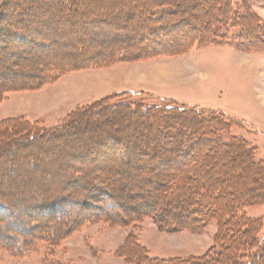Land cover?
I'll use <instances>...</instances> for the list:
<instances>
[{"label": "trees", "instance_id": "trees-1", "mask_svg": "<svg viewBox=\"0 0 264 264\" xmlns=\"http://www.w3.org/2000/svg\"><path fill=\"white\" fill-rule=\"evenodd\" d=\"M174 1L33 0L32 4L23 6L24 0H0V76L10 72L29 73L32 78L29 82L36 88L58 70L57 66L64 65L63 62L55 64L48 51L41 58L34 55L37 48L55 41L47 37L52 29L50 24L44 23L46 19L31 18L38 12L37 5H44L43 2H46L43 10L48 11L49 17H61L77 30L85 29V22L99 23L102 19L104 24H101L109 25L116 15L124 13V6L130 8V17L126 19L131 18L137 30L122 46L128 56L139 59L181 53L194 42H214L221 27L237 29L242 33L240 40L250 38L248 44L264 49V23L256 15L245 16L235 0H190L189 3L177 0L175 6ZM206 2L211 8H204ZM169 6L177 8L155 15L158 9ZM78 14L79 18H75ZM128 26L132 27L123 28H130ZM178 39L183 43H178ZM95 40L88 39L87 43ZM77 41L86 43L85 38ZM177 43L179 50L170 48ZM18 52L23 53L19 62L10 65L11 57ZM83 54L79 51L76 56ZM111 57L112 54H105L104 59L96 61L95 67L109 64ZM32 58L40 65L30 66ZM69 62L71 65L65 66L61 73L83 68L76 61ZM0 82V98L10 90L32 88L26 87L25 80L16 83L15 79L2 78ZM124 95H111L80 108L51 129L22 118L0 122V149H6L3 155L10 163L17 154L14 148H23L29 155L39 145L37 143L48 148L51 145L48 142H56L59 137L70 141L69 136L74 135L72 128L84 122L89 127L84 131L87 146L83 152L70 156L74 160L81 156L80 160L89 161L87 152L92 150L90 155L96 152L101 162L95 169H88L81 165L83 163H71L72 168L59 176L68 186L63 192L24 201V206L35 208L30 219L25 220L20 213H15L10 204V213L14 216L10 222L12 226L21 227L17 233L11 229L10 234H4L2 215L7 207L0 201V245L18 252L17 244L24 246L38 240L44 233L33 229L35 221L39 220L47 224V228L51 226L55 237H62L70 231L75 215L90 204L99 218L111 212L117 217L128 215L129 219L124 222L152 217L159 228L167 231L198 229L206 225L208 218L218 219V238L225 250L212 261L204 256L189 260L153 258L145 247L126 242L123 250L128 254L123 251L120 254L133 264H264V243L259 246L257 235L263 221L244 213L246 207L264 202V164L256 159V149L247 139L223 137L236 121L203 108L122 100ZM24 157L29 160L27 154ZM114 202L120 203L123 211H114ZM130 208L132 212H126ZM93 215L96 214L93 212ZM126 245L139 251L132 261ZM246 258H249L247 263H243Z\"/></svg>", "mask_w": 264, "mask_h": 264}, {"label": "rangeland", "instance_id": "rangeland-1", "mask_svg": "<svg viewBox=\"0 0 264 264\" xmlns=\"http://www.w3.org/2000/svg\"><path fill=\"white\" fill-rule=\"evenodd\" d=\"M32 1L24 0L22 4L28 6ZM235 2L245 16L256 15L264 23V0ZM176 3L177 0L173 5ZM44 5H37L38 12L32 14L31 18L46 19L44 23L50 24L52 29L47 37L55 41L37 48L34 55L41 58L48 51L55 59V64L63 62L64 65L61 68L57 66L58 70L48 75L49 79L36 88L29 82L32 79L29 73L10 72L0 76V81L2 78L15 79L16 83L25 80V84H28L26 87H32L4 93L0 98V122L9 118H22L51 129L62 124L80 108L108 96L125 93L122 100L149 105L197 107L233 118L237 124L223 137L247 139L256 149V159L264 164V49L248 44L250 38L240 40L242 33L237 29L221 27L214 42H194L181 53L139 59L128 56L122 46L127 37H134L133 31L137 30L133 20L126 19L130 17V8L124 6V13L116 15L109 25H103L102 19L98 20L99 23L85 22V29L77 30V27L61 17H49L48 11L43 10ZM203 6L211 8L207 2ZM172 8L176 10L177 7L161 8L154 13L160 16L172 12ZM75 18H79V14ZM125 21L128 22L121 24ZM125 25H132L133 30L130 26L123 28ZM36 37L33 35V38ZM80 38H85L86 43L77 41ZM92 38L96 40L87 43ZM178 43L182 44L183 41L178 39ZM178 43L170 48L179 50ZM79 51L84 54L76 56ZM21 54L18 52L13 55L10 65H16ZM105 54H112L108 59L111 62L95 67L96 61L104 59ZM69 61H76L83 68L61 73L65 66L71 65ZM29 62L33 68L40 65L33 58ZM50 77L53 78L50 80ZM88 128L87 123H80L78 127L72 128L74 135L69 136L70 141H63L59 137L56 142H48L51 144L48 148L37 143L40 147L36 146L29 155L23 148L16 147L17 154L11 163L3 155L6 149H0V201L7 207L6 213L2 215L5 218L2 227L4 234H10L11 229L13 233L21 229L10 222L14 217L10 213V204L15 213H20L25 220L30 219L29 215L35 208L24 206V201L30 198L36 201L46 194L63 192L68 186L60 179V175L72 168L71 163H83L81 165L88 169H95L101 163L96 158V152L94 156L90 155L92 150L87 152L89 161L80 160L81 156L75 160L70 157L71 153L84 151L87 146L84 131ZM24 154L29 160L25 159ZM114 204V211H123L120 203ZM126 212H132V209ZM244 213L249 218L262 219L263 228L257 234L259 246L262 245L264 202L246 207ZM127 218L126 214L117 217L112 212L99 218L97 210H92L89 204L85 211L75 215L70 231L62 237H55L50 225L47 228V224L35 221L33 229L44 231L42 236L30 241L29 245L17 244L20 247L18 252L0 245V264H133L120 254L125 252L126 242L128 245L138 243L145 247L151 257L158 259L189 260L204 256L212 261L224 249L218 238L220 228L216 217L208 218L206 225L198 229L184 228L177 231L162 230L152 217H144L140 221L130 219L125 224L124 219ZM126 249L131 254V261L138 256V249L132 246ZM248 259L243 260V263H247Z\"/></svg>", "mask_w": 264, "mask_h": 264}, {"label": "bare ground", "instance_id": "bare-ground-1", "mask_svg": "<svg viewBox=\"0 0 264 264\" xmlns=\"http://www.w3.org/2000/svg\"><path fill=\"white\" fill-rule=\"evenodd\" d=\"M78 132V131H77ZM71 135V134H70ZM88 136V135H87ZM81 137V136H80ZM93 138V137H92ZM59 142V141H58ZM84 142V141H83ZM87 144V143H86ZM80 152V151H79ZM71 157V156H70ZM76 158V157H75ZM95 161V160H94ZM41 168V167H40ZM25 183V182H24ZM53 184V183H52Z\"/></svg>", "mask_w": 264, "mask_h": 264}]
</instances>
